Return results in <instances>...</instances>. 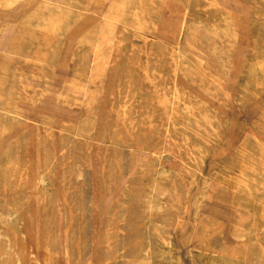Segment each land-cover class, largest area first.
Masks as SVG:
<instances>
[{"label": "rangeland", "instance_id": "rangeland-1", "mask_svg": "<svg viewBox=\"0 0 264 264\" xmlns=\"http://www.w3.org/2000/svg\"><path fill=\"white\" fill-rule=\"evenodd\" d=\"M172 1L0 0L6 264H258L233 233L264 240V0H174L181 38Z\"/></svg>", "mask_w": 264, "mask_h": 264}, {"label": "bare ground", "instance_id": "bare-ground-1", "mask_svg": "<svg viewBox=\"0 0 264 264\" xmlns=\"http://www.w3.org/2000/svg\"><path fill=\"white\" fill-rule=\"evenodd\" d=\"M169 1V0H167ZM174 1V0H173ZM170 2L169 5L168 4H165V6H169V8H172L175 13L180 17V21L178 23L177 26H175V29H176V33L178 35L179 38L182 37L183 33H184V29H185V17L187 16L188 14V8L185 4H182V5H179L175 2ZM184 2V0H183ZM187 2V1H186ZM57 7H60L61 8V5L59 4H56ZM126 7V6H125ZM171 11V10H170ZM173 12V11H172ZM174 13V14H175ZM52 19V18H51ZM138 21V22H137ZM107 22V21H106ZM136 23L141 24V22L136 18ZM168 23V22H167ZM171 23V22H169ZM120 24V23H119ZM136 24V25H137ZM165 25V24H164ZM161 26V25H160ZM138 27V26H137ZM159 27V26H158ZM170 27V26H169ZM106 33L103 35L104 37V41L108 44L111 43V36H112V33H113V30L115 29L114 28V25L112 23H108V25H106ZM154 28V27H153ZM163 28V27H162ZM164 29V28H163ZM157 31V30H156ZM159 31V30H158ZM157 31V32H158ZM172 31V30H171ZM174 31V30H173ZM161 32V31H160ZM164 32H165V29H164ZM169 33V31H168ZM167 33V34H168ZM173 33V32H172ZM171 33V34H172ZM175 33V32H174ZM164 34V33H163ZM161 35V34H160ZM165 35V34H164ZM163 35V36H164ZM176 35V34H175ZM167 35H165L166 37ZM178 43V42H177ZM112 46V45H111ZM179 52V50H178ZM177 52V54H178ZM110 53V52H109ZM108 54V53H107ZM109 57V56H108ZM106 61H107V56L106 54H103L101 53L100 55H98V58L94 61V65H95V77L97 78L98 76L102 75V73L104 72L105 70V67H106ZM102 77V76H101ZM104 79V78H103ZM103 82V81H102ZM92 95V94H90ZM178 94L176 93L174 96H173V100L172 102H174L175 98H177ZM95 97V96H94ZM151 100V99H150ZM159 100V99H158ZM157 103V102H155ZM168 105V104H167ZM170 108V107H169ZM184 108L186 110L188 109H191V106L189 105V103H186ZM144 112H146V110H144ZM146 115V114H145ZM101 118V117H100ZM86 119V118H85ZM90 119V118H89ZM93 120V119H92ZM151 120V119H150ZM167 120V119H166ZM168 122V121H167ZM152 127V126H151ZM207 128V127H206ZM210 130V129H208ZM202 133V132H201ZM78 135V134H77ZM92 135V134H91ZM79 137V136H78ZM81 138V136H80ZM100 140V139H99ZM115 142V141H114ZM118 142V141H117ZM112 143V142H111ZM212 143V142H211ZM201 145V144H200ZM202 146V145H201ZM210 146V145H209ZM105 148V147H104ZM148 148V147H147ZM97 150V149H96ZM97 152V151H96ZM189 152V151H188ZM198 154V153H197ZM102 158V157H101ZM27 166V165H26ZM5 168V166H4ZM25 171V170H24ZM162 173V172H161ZM8 175V174H7ZM4 177V176H3ZM21 177V176H20ZM19 180V179H18ZM42 180V179H41ZM2 184V183H1ZM20 184V183H19ZM153 188V187H152ZM141 199V198H140ZM148 200V199H146ZM144 203V202H143ZM145 204V203H144ZM151 204V203H150ZM146 205V204H145ZM31 206V205H30ZM9 207V206H8ZM150 208V206H149ZM141 210V209H140ZM150 210V209H149ZM148 210V211H149ZM144 212V211H143ZM144 214V213H143ZM7 215V214H6ZM241 216V215H240ZM7 217V216H6ZM146 218V217H145ZM243 219L239 218L238 220V223L235 225L234 227V235L236 238H238L239 240H243L246 236H250L251 235V240H256L257 244L259 245V250L257 252V255L256 257L258 258V264H264V240L263 239H260L257 237L256 233H251V229L250 231L246 229V226H244V224L242 223ZM149 222V221H147ZM150 224V223H148ZM259 226V225H258ZM140 228V227H139ZM143 228V227H142ZM141 228V229H142ZM146 228V227H145ZM140 230V229H139ZM148 230V229H146ZM145 231V230H144ZM257 232V231H256ZM261 232V230H260ZM20 233V232H19ZM113 233V232H112ZM111 233V234H112ZM142 233V232H141ZM138 235V234H137ZM148 235V234H147ZM21 236V235H20ZM114 236V234H113ZM144 236V235H143ZM30 239L31 240H36L37 243H41L42 246L46 247L49 249V246L51 245V239L49 238H46L44 236H40L39 234L37 233H32L30 235ZM111 237V236H110ZM28 238V237H27ZM132 238V237H131ZM150 238V237H149ZM148 238V239H149ZM166 238V237H165ZM14 239V238H13ZM29 239V238H28ZM146 240V239H145ZM151 241V240H150ZM29 242V241H28ZM31 242V241H30ZM135 242V241H134ZM149 242V241H148ZM160 242V241H159ZM11 239L10 237L5 234L3 232L2 229H0V264H6L7 263V256H8V247L9 245L11 244ZM108 243V242H107ZM115 243V242H114ZM161 243V242H160ZM163 243L167 246V249L168 251L170 252L171 249H170V243L171 242H168L166 240L163 241ZM110 244V243H109ZM108 244V245H109ZM116 244V243H115ZM163 245V244H162ZM153 246V245H152ZM151 246V243L149 242V244L141 249H135V250H131L130 251V254L134 257V258H138V263L137 264H152V253L151 251L153 250ZM15 247V246H14ZM23 247V246H22ZM111 247V246H109ZM247 247V246H246ZM33 248V246H32ZM40 248V247H39ZM108 248V247H107ZM228 247H225V246H219V252H218V255L223 258V261L220 262V263H217V264H231L232 261L234 260H239L238 258V254L239 253H242V250H236V251H233L230 253V251L227 250ZM106 249V248H104ZM113 249V248H112ZM108 250V249H107ZM111 250V249H110ZM109 250V251H110ZM19 251V250H18ZM102 251V250H101ZM25 252V251H24ZM154 252V251H153ZM13 253V252H12ZM16 253V252H15ZM14 253V254H15ZM42 253V252H41ZM113 253V251H112ZM110 252V254H112ZM161 253V252H160ZM134 254V255H133ZM159 254V253H158ZM114 255V254H113ZM121 255V254H120ZM17 256V255H16ZM29 256V255H28ZM41 256V255H40ZM100 256V255H99ZM159 256V255H158ZM30 257V256H29ZM108 257V256H107ZM40 258V257H39ZM102 258V257H101ZM158 259V258H157ZM255 259V258H254ZM21 260V259H20ZM27 260V259H26ZM29 261V259H28ZM34 261V260H33ZM108 261V260H107ZM106 261V262H107ZM110 261V260H109ZM132 259H129V262L127 264H132ZM32 262V261H31ZM35 262V261H34ZM87 263V262H86ZM101 263V262H100ZM117 263V262H116ZM160 263V262H159ZM113 264V263H112ZM170 264V263H169Z\"/></svg>", "mask_w": 264, "mask_h": 264}]
</instances>
